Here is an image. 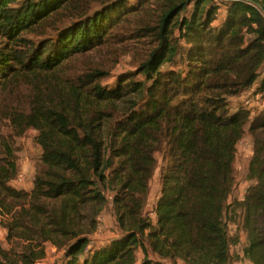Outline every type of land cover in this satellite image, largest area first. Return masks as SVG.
<instances>
[{
  "label": "trees",
  "instance_id": "16d2710c",
  "mask_svg": "<svg viewBox=\"0 0 264 264\" xmlns=\"http://www.w3.org/2000/svg\"><path fill=\"white\" fill-rule=\"evenodd\" d=\"M125 54L134 68L115 74ZM1 94L0 264H36L49 241L66 247L53 264H230L238 209L264 264V0H0ZM31 128L26 190L12 184ZM247 131L252 182L232 208ZM107 191L123 233L84 254L83 209Z\"/></svg>",
  "mask_w": 264,
  "mask_h": 264
},
{
  "label": "rangeland",
  "instance_id": "374dc122",
  "mask_svg": "<svg viewBox=\"0 0 264 264\" xmlns=\"http://www.w3.org/2000/svg\"><path fill=\"white\" fill-rule=\"evenodd\" d=\"M131 64V56L123 55L120 60L117 61L115 66V74L125 69H133ZM114 77H109L107 81H113ZM247 95V93H246ZM253 98V97H250ZM6 95H0V119L3 118L1 110L6 106ZM251 106L258 107L259 103L255 100H250ZM9 126L6 121L0 123V133L7 134ZM38 131L35 128L29 129L22 137L17 139L16 147L20 146L16 150L18 161L20 164L19 174L16 179L13 180V186L26 190H31L34 185V177L38 162L41 159L42 149L37 140ZM254 152V140L252 135L247 131L239 142L238 156L236 160V186L231 194L229 203L232 208L236 204V200L242 199L245 196L248 185L252 182L247 177L248 166ZM161 192V178L160 167L157 168L155 175L151 180V191L146 204L145 212L151 216H155L153 209L158 200ZM239 210V209H238ZM234 211L228 214V220L230 222V229L234 232V236L238 238V242L231 246V261L230 264H249L253 262L246 254V248L248 242L246 241L247 231L243 226L244 217L241 211ZM84 217L82 219L83 227L86 231V236L89 238V243L85 248L84 254L100 248L103 244L107 243L110 239L120 236L123 233V229L119 226V222L116 218L113 193L111 191L106 192V199L102 203H91L83 209ZM99 222H102L100 225ZM235 224L236 227H232L231 224ZM243 238L245 241H241ZM0 242L3 246L8 247L7 241V229L4 222H1L0 217ZM66 247L59 248L52 242H46L45 252L46 256L36 264H53L58 263L64 257ZM152 255V254H151ZM139 260L144 256V252L139 249ZM153 256V255H152ZM156 257V256H155ZM177 264V263H176Z\"/></svg>",
  "mask_w": 264,
  "mask_h": 264
},
{
  "label": "crops",
  "instance_id": "0c3cea01",
  "mask_svg": "<svg viewBox=\"0 0 264 264\" xmlns=\"http://www.w3.org/2000/svg\"><path fill=\"white\" fill-rule=\"evenodd\" d=\"M232 227H236L234 224H231ZM229 230L231 232V234H233V231H231L230 229V223H229ZM241 241H244L243 238H240ZM245 242V241H244ZM167 264H187L185 263L182 259H177L175 261H172L170 259L164 260Z\"/></svg>",
  "mask_w": 264,
  "mask_h": 264
},
{
  "label": "built area",
  "instance_id": "2783aa9c",
  "mask_svg": "<svg viewBox=\"0 0 264 264\" xmlns=\"http://www.w3.org/2000/svg\"><path fill=\"white\" fill-rule=\"evenodd\" d=\"M100 223V225L102 224V222H99ZM230 223V222H229ZM234 224V223H233ZM235 225V224H234ZM243 226H244V222H243ZM244 228H245V230L247 231V228L244 226ZM231 233V232H230ZM247 233H248V231H247ZM232 236H234V232H233V234H231ZM246 241L248 242V245H249V241H250V239H249V235L248 234H246ZM249 264H255L254 262H250Z\"/></svg>",
  "mask_w": 264,
  "mask_h": 264
},
{
  "label": "water",
  "instance_id": "95a60500",
  "mask_svg": "<svg viewBox=\"0 0 264 264\" xmlns=\"http://www.w3.org/2000/svg\"><path fill=\"white\" fill-rule=\"evenodd\" d=\"M261 7V5H259Z\"/></svg>",
  "mask_w": 264,
  "mask_h": 264
}]
</instances>
